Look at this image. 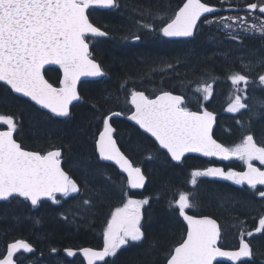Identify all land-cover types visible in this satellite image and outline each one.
I'll return each mask as SVG.
<instances>
[{
	"label": "trees",
	"instance_id": "obj_1",
	"mask_svg": "<svg viewBox=\"0 0 264 264\" xmlns=\"http://www.w3.org/2000/svg\"><path fill=\"white\" fill-rule=\"evenodd\" d=\"M182 1L119 0V7L115 10H93L90 13L91 20L109 32L107 38H100L92 46L93 56L102 63L106 75L80 84L81 99L72 105L71 115L65 119L38 109L0 83V114L18 119L15 137L30 150L46 151L60 147L62 166L81 189L67 197L56 196L59 203L45 200L36 207L18 198L1 202L0 249L13 239L24 238L36 249L26 256V264H83L79 257L68 259L62 250L85 246L101 248L103 228L112 210L122 204L125 192L149 199L142 209L141 223L145 236L141 241H130L122 246L114 257H110L109 264H165L170 250L186 232L178 209L169 206L170 201L178 198L180 191L195 193L196 207L188 209V212L209 215L219 221L228 236L226 238L223 233V247L229 248L233 237L236 238V234L227 233L231 230L228 228L231 223L238 227L245 225L247 230L255 227L263 205H260L262 199L254 193L231 182L205 176L198 178L196 186L188 183L191 170L212 165L239 169V164L232 162L229 165L193 155L185 157L181 164H175L151 138L123 117L128 112V96L133 87L130 81L146 77L156 68L176 64L171 71L177 72L178 81H193L201 77L215 79L212 98L204 104L217 114L214 128L217 140L225 146H232L241 139L242 133L247 134L250 130L258 143L264 142V115L259 109L253 113L246 109L240 113L228 112L233 91L226 84L230 74L246 72L253 81L249 85V100L246 102L251 105L257 99H264V86L258 82L264 66L256 65V61L264 57V35L250 37L256 39L250 42H202L209 33H213L210 27L192 38L201 42H118L117 37H130L133 31H128V9L164 12L166 3L171 11ZM212 1L204 0L207 3ZM233 27L237 26L234 24ZM222 37L234 36L227 33ZM44 74L51 83H58L60 74L57 69L47 68ZM171 81L165 80L166 87L176 89L174 81ZM122 84H125L123 88ZM113 111L122 114L111 119L121 150L134 165L143 169L148 178L141 192L131 191L117 169L101 162L95 152L94 142L103 127L102 118ZM250 116V128L242 129L237 121L249 122ZM5 127L0 124V128ZM108 177H111L110 181ZM84 200L91 203L84 205ZM251 205L256 209L248 210ZM257 239L263 242L264 234L255 237L253 246L256 257L264 258V246L260 249Z\"/></svg>",
	"mask_w": 264,
	"mask_h": 264
},
{
	"label": "snow or ice",
	"instance_id": "obj_2",
	"mask_svg": "<svg viewBox=\"0 0 264 264\" xmlns=\"http://www.w3.org/2000/svg\"><path fill=\"white\" fill-rule=\"evenodd\" d=\"M95 7L115 9L119 7V0H0V82L12 92L30 98L54 117H69L70 105L81 99L77 88L81 77L106 75L89 50V37L109 36L103 26L98 27L89 19V10ZM246 7L250 12L258 10L264 14V2L249 3ZM215 11V7L204 0H184L171 16L167 12L157 11L153 14L151 9H145L140 15L142 18L150 16L151 21L144 23L142 19L135 23L138 29L156 31L163 37H191L201 17ZM248 20L249 17L240 16L218 18L225 28H232L235 24L264 35V19L251 24ZM213 22L217 21H205ZM157 24L162 26L156 27ZM131 38L139 40L141 37L133 33ZM51 64L59 65L62 69L58 86L45 79V66ZM256 65L264 66V57H260ZM228 79L233 87V95L230 96L227 111L240 113L246 109L253 113L259 109L264 115V99H257L251 105L246 102L249 100V85L253 82L250 75L238 71ZM258 82L264 86V74L258 76ZM196 91L203 94L204 100H208L213 93V84L201 83ZM129 102L134 110L128 119L150 133L173 161L180 162L185 153L198 152L224 160L236 158L246 165L244 171H225L220 167L193 170L191 185H197L198 177L211 176L223 177L239 185L247 184L253 190L258 185L264 186V169L253 163L259 161L264 165V142L258 143L250 130L247 134L242 133L238 143L225 146L213 138L214 113L206 108L202 111L190 110L184 95L161 90L158 95L150 97L144 91L132 89ZM118 115L121 113L112 112L103 116V128L94 142L95 151L100 160L114 162L127 174V185L131 189L142 188L145 175L120 150L114 136L116 130L110 120ZM250 120L251 116L249 122L237 121V124L242 129L250 128ZM0 124L6 125L4 130H0V201L22 198L36 206L42 198L59 203L57 194L67 197L81 191L76 180L61 166L60 147L47 151L29 150L14 136L18 131V119L0 114ZM258 195L264 198V191H258ZM82 203L89 205L91 201L84 200ZM148 203L147 197L134 199L125 192L122 204L112 210L107 220L102 248H67L64 251L68 256L81 253L87 264H108L106 258L114 257L122 246L144 238L142 208ZM169 206L178 209L179 215L187 222V229L186 236L170 250L166 264H213L218 257L233 262L251 258L254 253L245 236L264 233V215H261L254 231L245 233L241 227L238 249L226 250L219 244L221 226L215 219L187 213L186 210L196 207L195 193L180 191L178 198L170 201ZM21 250L27 253L34 251L30 243L16 240L7 245L6 255L0 258V264H17L14 257Z\"/></svg>",
	"mask_w": 264,
	"mask_h": 264
},
{
	"label": "flooded vegetation",
	"instance_id": "obj_3",
	"mask_svg": "<svg viewBox=\"0 0 264 264\" xmlns=\"http://www.w3.org/2000/svg\"><path fill=\"white\" fill-rule=\"evenodd\" d=\"M183 2H184V0L181 2V4L178 6V8L183 4ZM262 2H264V0H213L212 2H210L208 4L217 7L218 10L215 13H213V14L206 15L205 17H203L199 21V23L197 25V29H196V31L194 33V36H195V34L197 32H199L198 30H199L200 27L203 28V26H201V24L203 25L205 23V21H208V20H214V19H217L218 20L219 17H229V16L230 17H238V16H240V17H249V20H248V23L249 24H251L254 21L255 22L256 21L259 22L260 20L264 19V14H261L258 10L254 11V12H250L247 9L246 5L249 4V3H257V4H260ZM178 8H175V9L171 10V13L173 14L174 11L178 10ZM93 10H99V9H90L89 10V13H91ZM229 23H231V21H229ZM156 27H158V26H156ZM236 28H239V27H236ZM207 30H209V28H207ZM210 30L213 31V33L212 32L209 33V34L207 33L208 34L207 37L208 36H211V37L210 38H207L206 37L205 39H203V41L201 40L202 42H250L251 40L252 41L256 40V39H251L250 37H256L257 35H261L259 32H257V33H254L253 31L250 32V33L241 32L239 30L227 29L224 26L211 27ZM154 33H156V36H155L156 39L155 40H150L148 38V35H150V32L147 31V30H145V31H143V32L140 33L139 36L141 38L139 40L128 39V38L125 39V38H123L122 41H118V42H133V43H136V42H194V41L195 42H201L200 40H192V38L194 36L193 37H185V38H165V37L162 36V34L156 32V31H154ZM227 33L229 35L234 36V37H237V38L236 39H233L232 37H222V36L227 35ZM242 36H244V37H247L248 36L250 39L243 38ZM99 39L100 38L93 39V40H91L89 42L90 43V51L92 52V54H93L92 46L94 45V43L99 42L100 41ZM93 58H94V56H93ZM100 64H101V66L103 67V69L105 71V68L102 65V63H100ZM175 65H172V67L171 68H168L166 70V72H164V73L152 71V73H151L152 78L161 80L160 83L158 81H155V80L148 81L147 79H143L144 81L139 82V84H134L133 87H131V90L133 88L136 91H144L145 94L148 95V96H150V97H154L161 90L171 91L174 94L184 95L185 96V99L187 101L186 106L190 110H192V111H200L201 110L202 111L204 108L207 109V107L204 104V102L205 101H208L210 98H212L213 93H212L211 97L208 100H205L203 102L202 107H201V105H199V99L201 100V98L199 96L198 97L194 96V98L196 100L195 101H192L193 98H190V94L188 95L186 93V90H187V87L186 86L187 85H185L186 82H190V81L183 82V81H178L176 79V76L175 75H177V72L176 71H171L175 67ZM166 79H169V81H171V80L174 81L173 85L176 87V89H171L169 87H166V85H168V84H166L167 82H165ZM214 86L215 85L213 83V92H214ZM131 110H132V107H131V104H130V102L128 100L127 111L130 112ZM125 115L123 116L124 118H125ZM118 116H122V114L121 115H118ZM257 165L259 167H261V168H264V165H261L260 163H258ZM242 168H243V166H242ZM236 186H238L240 188H244L247 191L253 190L251 188H248L247 189V187L246 188L245 187H242L241 185L239 186V184H237ZM257 188H259V187H257ZM256 190H258V189H256ZM256 190H253V191H256ZM259 191H264V187L262 189H259ZM236 230L237 229L235 227H233L231 229V232H229V233L232 234ZM223 233L226 235V232L224 231V228L221 227V235ZM235 234L236 233H234L232 235H235ZM255 237H256L255 235L253 237H249V238L245 236V238L248 239L249 242H250V244H251V247H252V250H253V253H254L253 257H251L250 259H246V260L240 261L237 264H264V258H262V257H256V254H255V251H254L255 249L253 248L254 243H255V240H254ZM239 239H240V237H239ZM239 239H237V237L234 239V237H233L229 249H237L238 246H239ZM7 243H6V245H5V247L3 249H0V258L3 257V255H4L5 251H6ZM260 249H262V248H260ZM19 256H21V257H24L25 256V258H26V256H28V255H25L23 253L18 254L15 257V259L17 260V264H21V259L20 260L18 259ZM78 257L81 259L80 256H78ZM81 261H82V259H81ZM221 264H229V263L221 262Z\"/></svg>",
	"mask_w": 264,
	"mask_h": 264
},
{
	"label": "rangeland",
	"instance_id": "obj_4",
	"mask_svg": "<svg viewBox=\"0 0 264 264\" xmlns=\"http://www.w3.org/2000/svg\"><path fill=\"white\" fill-rule=\"evenodd\" d=\"M128 9V8H127ZM129 10V12H130V14H128V26H129V29H128V31H130L131 29H133V31H132V34L133 33H135V34H137V35H140V33L141 32H143V31H145L146 29H144V30H141V29H138V27H137V25H136V21H141L142 19H143V22L144 23H147V22H150L151 21V17L150 16H148V17H144V18H142L141 17V15H140V13H141V11H134V10H130V9H128ZM164 12H167V14L169 15V16H171V11H169L168 9H167V4L165 3V9L163 10ZM164 12H161V13H164ZM153 14H155V12H153ZM134 15V16H133ZM135 15L137 16V17H135ZM214 20H216L217 22H213V23H204L202 26H203V28L202 27H200L199 28V32H203V33H205V31L207 30V28H210V27H214L215 25H220V26H223V24H221V23H219L218 22V20L217 19H214ZM208 21H213V20H208ZM256 22H258V21H256ZM156 26H158V27H160L161 25H159V24H157ZM227 29H231V30H239V31H241V32H247V33H250V31H248L246 28H241V27H239V28H235V27H232V28H227ZM147 31H149V30H147ZM150 32V35H148V38L150 39V40H155L156 39V33H154V31H149ZM254 33H257V32H255V31H253ZM131 34V35H132ZM211 36H208L207 38H210ZM119 40L118 41H122L123 39V37H117ZM128 39H132L131 38V36L130 37H128ZM125 41V40H124ZM168 68H156L155 70H153L154 72H160V73H164V72H166V70H167ZM231 75V74H230ZM229 75V76H230ZM228 76V77H229ZM143 79H147L148 81H150V80H155V81H158L159 83L161 82V80H159V79H154V78H152V75L151 74H149L148 76H146V77H143V78H140V79H138V80H132V81H130V83L132 84V85H134V84H139V82H141V81H144ZM214 81H215V79L213 78V77H201V78H198V79H196V80H193V81H190V82H186V84L185 85H187L186 87H187V90H186V93L189 95L190 94V98H193V100L192 101H195L196 99L194 98V96H196V97H200L201 98V100L199 99V105H202L203 104V102L205 101L204 99H203V94L202 93H200V92H197L196 91V88H197V86L199 85V84H201V83H214ZM230 88H231V92L233 91V87H232V85H231V81H230V79H228L227 78V83H226ZM133 89V88H132ZM131 91V90H130ZM129 91V92H130ZM230 100V99H229ZM254 102V101H253ZM242 111V110H241ZM229 112V111H228ZM240 141V140H239ZM239 141H237L236 143H238ZM235 144V143H234ZM233 144V145H234ZM232 145V146H233ZM253 162H256V163H259V161H253ZM239 164H244L242 161H240L239 160ZM226 169H229V168H226ZM193 170H191V172H192ZM190 180H191V173H190V175H189V181H188V183H189V185L191 186V183H190ZM226 180H228V179H226ZM229 182H234V181H232V180H228ZM255 196H256V193L254 194ZM257 195H258V192H257ZM134 199H144L145 197H143V196H132ZM260 205L262 206V209H260V212L261 213H259L257 216H258V218H257V220H256V222L254 223L255 224V227L253 228V229H251V230H247V229H244V226H241L242 228H243V230L245 231V233L247 232V231H254V229L258 226V220H259V217L261 216V215H264V198H262V201H260ZM222 206V205H221ZM260 206V207H261ZM144 207V206H143ZM251 208L252 209H256V207L255 206H252L251 205V207H249L248 208V210H251ZM143 209V208H142ZM106 227V226H105ZM104 227V228H105ZM230 227V229H232L233 227H235L237 230L236 231H234L232 234H234V233H236V237H237V239L240 237V230H241V227H238V226H235V223H231L230 224V226H228V228ZM104 228H103V230H104ZM231 230H229L228 231V233L230 232ZM264 234V233H259V234H256V233H254V235L257 237V236H262V235ZM247 237V236H246ZM249 238V237H248ZM257 244H258V246H259V248L261 247V246H264V241L263 242H261V241H259L258 239H257ZM18 259L20 260L21 259V264H26L25 262H26V258H25V256L24 257H21V256H19L18 257Z\"/></svg>",
	"mask_w": 264,
	"mask_h": 264
},
{
	"label": "water",
	"instance_id": "obj_5",
	"mask_svg": "<svg viewBox=\"0 0 264 264\" xmlns=\"http://www.w3.org/2000/svg\"><path fill=\"white\" fill-rule=\"evenodd\" d=\"M182 6V5H181ZM96 9H101V10H106L107 8H102V7H95ZM215 9H216V11L218 10V8L217 7H215ZM210 14H212V13H210ZM206 15H208V14H205L204 16H206ZM204 16H202V17H204ZM201 17V18H202ZM198 23H199V21H198ZM97 26V25H96ZM195 32V31H194ZM108 37V36H107ZM192 37V36H191ZM91 38H95V37H91ZM165 38H167V37H165ZM173 38H185V37H173ZM89 50H90V46H89ZM98 62V61H97ZM48 67H55V68H57L59 71H60V78H62V75H63V73H62V69H60V67H59V65H55V64H51V65H46L45 66V69L46 68H48ZM44 69V70H45ZM264 74V73H263ZM99 78H101V77H81V79H80V81L78 82V84H77V88H78V92H79V85H80V83L81 82H83V81H86V80H97V79H99ZM45 79H47L46 77H45ZM48 80V79H47ZM0 83H2L3 84V82H0ZM51 83V82H50ZM54 86H58V85H54ZM14 95H16V96H19V97H21V98H24V99H26V100H28V101H30L31 103H33L38 109H40V110H44V111H47L48 112V110H46V109H42L39 105H36L35 104V102H33V101H31L30 100V98H28V97H23L21 94H17V93H14V92H12ZM80 94V93H79ZM159 94V93H158ZM157 94V95H158ZM174 94V93H173ZM175 95H178V94H175ZM79 100H77V101H73V103H72V105L73 104H75V103H77ZM72 105H70V109H71V106ZM134 110V109H133ZM208 110V109H207ZM209 112H212V111H210V110H208ZM50 113V112H49ZM212 113H214V112H212ZM130 115V113L126 116V120H128L129 122H131L132 124H134L135 126H137L142 132H144L145 134H147L149 137H151L154 141H155V138L154 137H152L151 136V134L150 133H147V132H145L143 129H141L140 127H139V125H137L134 121H131V120H129L128 119V116ZM214 115H215V121H214V124H213V128H212V135H213V130H214V127H215V124H216V113H214ZM56 118H58V119H64V118H66V117H56ZM111 123V122H110ZM0 130H4V129H0ZM98 136V135H97ZM213 138L214 139H216L215 137H214V135H213ZM116 139V138H115ZM217 140V139H216ZM117 141V140H116ZM219 143H221L219 140H217ZM156 142V144L158 145V147L160 148V146H159V144H158V142L157 141H155ZM117 145H118V143H117ZM118 147H119V145H118ZM120 148V147H119ZM161 150H163V151H165L166 152V150H164V149H162V148H160ZM52 150V149H51ZM121 150V149H120ZM62 151V150H61ZM122 151V150H121ZM123 152V151H122ZM97 153V152H96ZM167 153V152H166ZM97 155H98V153H97ZM168 156H169V158L171 159V157H170V155L169 154H167ZM188 155H194V156H198V157H201V158H211V159H215V160H219V161H232V160H235L236 158H231V159H229V160H224V159H222V158H220V157H216V156H205V155H203V153H198V152H189V153H185V156L184 157H186V156H188ZM184 157L182 158V160L184 159ZM100 160V159H99ZM182 160L180 161V162H177V161H173L172 159H171V161L172 162H174V163H176V164H179V163H181L182 162ZM62 161H63V156H62V158H61V166H62ZM100 161H102V160H100ZM102 162H104V163H108V164H111V165H113V166H115L116 168H117V170L119 171V173H121L122 175H124L125 177H126V179H127V174L126 173H124V172H122V170H120L119 169V167L118 166H116L115 164H114V162H111V161H102ZM132 162V161H131ZM134 166V165H133ZM257 166V165H256ZM63 167V166H62ZM135 167H137V166H135ZM258 167V166H257ZM65 170V169H64ZM142 170V169H141ZM244 170H246V167L243 169V170H241V171H244ZM66 171V170H65ZM67 172V171H66ZM142 172H143V170H142ZM143 174L145 175V173L143 172ZM70 175V174H69ZM145 177H146V179H145V183H144V186L142 187V188H138V189H131L130 187V189L131 190H134V191H142L143 189H144V187H145V185H146V183H147V176L145 175ZM217 178H222V177H217ZM243 185H245V186H248L247 184H243ZM259 186V185H258ZM249 187V186H248ZM57 195H61V194H57ZM22 199V198H21ZM45 199H49V198H47V197H45V198H42V200H45ZM0 202H2V201H0ZM30 202V201H29ZM188 213V212H187ZM189 215H193V214H190V213H188ZM180 216V215H179ZM202 216H207V215H202ZM209 217H211V216H209ZM180 218L182 219V221L184 222V224H185V226H186V229H187V222L186 221H184V219H183V217H181L180 216ZM212 219H214L213 217H211ZM216 220V219H215ZM217 221V220H216ZM217 223H218V221H217ZM219 224V223H218ZM185 236H186V234H185ZM16 240H24V241H26V242H28V243H30L29 241H27V240H25V239H16ZM16 240H13V241H10L9 243H12V242H15ZM8 243V244H9ZM7 244V245H8ZM31 244V243H30ZM32 245V244H31ZM33 246V245H32ZM85 247H89V246H85ZM85 247H80V248H85ZM68 248H71V247H68ZM80 248H72V249H74V250H78V249H80ZM90 248H93V247H90ZM33 249H34V251H35V247L33 246ZM65 249H67V248H65ZM65 249H63L62 250V253L68 258V259H72L74 256H68L67 255V253L64 251ZM95 249H99V248H95ZM226 250H231V249H226ZM234 250H236V249H234ZM33 251V252H34ZM6 252H7V248H6ZM6 252H5V254L4 255H6ZM20 253H25V254H31V253H27V252H23V250H21V252ZM19 254V253H18ZM77 254H79L81 257H82V259H83V261H84V264H87V262H86V260L84 259V257H83V255L81 254V253H79V252H77ZM3 258V257H2ZM15 258V257H14ZM106 259H108V258H106ZM245 259H247V258H242V260H245ZM241 260V261H242ZM218 261H224V262H227V263H230V264H237L238 262H240V261H238V262H233V261H231V260H229L228 258H220V257H218L217 258V260H215L214 262H213V264H215V262H218ZM102 263V262H101ZM165 264H166V262H165Z\"/></svg>",
	"mask_w": 264,
	"mask_h": 264
}]
</instances>
